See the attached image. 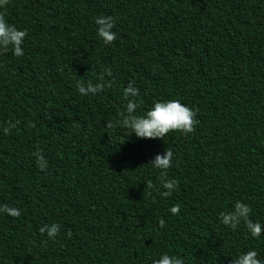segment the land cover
Listing matches in <instances>:
<instances>
[{
  "label": "trees",
  "instance_id": "obj_1",
  "mask_svg": "<svg viewBox=\"0 0 264 264\" xmlns=\"http://www.w3.org/2000/svg\"><path fill=\"white\" fill-rule=\"evenodd\" d=\"M99 15L114 18L110 45ZM0 16L27 32L23 56L0 52V205L20 210L0 214V264H152L163 251L232 264L252 248L264 259V233L217 219L240 200L264 223V0H6ZM107 69L110 87L77 92ZM129 82L134 114L178 99L194 131L130 134ZM167 148L171 196L149 163ZM49 223L52 241L39 232Z\"/></svg>",
  "mask_w": 264,
  "mask_h": 264
},
{
  "label": "clouds",
  "instance_id": "obj_2",
  "mask_svg": "<svg viewBox=\"0 0 264 264\" xmlns=\"http://www.w3.org/2000/svg\"><path fill=\"white\" fill-rule=\"evenodd\" d=\"M6 0H0V6H3ZM96 34L98 38L105 44L110 45L116 38L113 31L115 21L112 16L99 15L95 17ZM27 36L26 30L17 28L9 23L3 16H0V52L11 51L16 57L24 55L23 44ZM112 72L110 69L100 76L97 82L88 81L86 83H77V92L82 96H94L102 92L105 88L111 86ZM123 95L127 98L123 107L124 118L120 121L125 129L130 130V134H134L137 139H156L165 138L170 132H180L189 134L194 131L196 123V112L186 106L178 99L157 100L143 114H134L138 107L136 97L139 95V89L129 82L123 90ZM108 127H112L110 122ZM5 133L9 128L2 129ZM155 169H159L162 173L161 187L164 189V196H171L176 190L177 181L175 179L163 178V173L172 166L173 152L168 148L163 154H156L149 162ZM37 167L41 170L47 168V161L42 155L37 156ZM146 187H151L146 182ZM170 213L175 215L179 212V206L174 205L169 209ZM0 214L11 217H18L20 210L7 204L0 205ZM251 208L248 204L237 200L232 205V210L228 212H220L217 219L218 222L228 229L237 230L241 225L244 226L248 234L253 238H260L264 233V223L254 221L250 218ZM163 224V221H161ZM60 231V226L56 223L44 224L39 228L42 236L46 235L47 240H55ZM152 264H186L185 259L177 254H170L167 251L160 252L153 259ZM232 264H264V259L259 257L258 251L254 248L240 252L234 259Z\"/></svg>",
  "mask_w": 264,
  "mask_h": 264
}]
</instances>
